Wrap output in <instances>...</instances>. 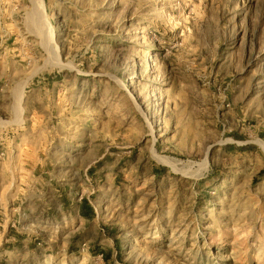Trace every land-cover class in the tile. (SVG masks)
<instances>
[{
	"label": "rangeland",
	"instance_id": "374dc122",
	"mask_svg": "<svg viewBox=\"0 0 264 264\" xmlns=\"http://www.w3.org/2000/svg\"><path fill=\"white\" fill-rule=\"evenodd\" d=\"M43 5L0 0V264H264V0Z\"/></svg>",
	"mask_w": 264,
	"mask_h": 264
},
{
	"label": "bare ground",
	"instance_id": "6f19581e",
	"mask_svg": "<svg viewBox=\"0 0 264 264\" xmlns=\"http://www.w3.org/2000/svg\"><path fill=\"white\" fill-rule=\"evenodd\" d=\"M30 1H31V5H32L30 15H31V22H32L33 29L36 30L37 33L40 34L41 36H43L45 34V30H46V33L48 32L47 30H49V32L51 34L52 28H51L50 23L48 22V20L45 17V9H44V5H43V0H30ZM44 36H46V34ZM50 39H51V37H50ZM50 39H49V43H50ZM52 41H53V39H52ZM46 43H47V41H45L43 45L45 46L49 57L52 58V56L55 55L54 54V48L56 46L54 44L53 45L54 47L53 46L51 47L50 44H48V43L46 44ZM20 101H21V97L19 96V103H20ZM152 152H153L154 158L157 161L172 165L171 161L168 158L158 155L154 149L152 150Z\"/></svg>",
	"mask_w": 264,
	"mask_h": 264
},
{
	"label": "trees",
	"instance_id": "16d2710c",
	"mask_svg": "<svg viewBox=\"0 0 264 264\" xmlns=\"http://www.w3.org/2000/svg\"><path fill=\"white\" fill-rule=\"evenodd\" d=\"M79 215L84 219H91L94 216V210L87 197H82L78 203ZM106 258V256H104Z\"/></svg>",
	"mask_w": 264,
	"mask_h": 264
},
{
	"label": "crops",
	"instance_id": "0c3cea01",
	"mask_svg": "<svg viewBox=\"0 0 264 264\" xmlns=\"http://www.w3.org/2000/svg\"><path fill=\"white\" fill-rule=\"evenodd\" d=\"M7 237H9L8 234H5V236H4L3 240H2V242H3L2 246H4V242H6L8 240Z\"/></svg>",
	"mask_w": 264,
	"mask_h": 264
}]
</instances>
